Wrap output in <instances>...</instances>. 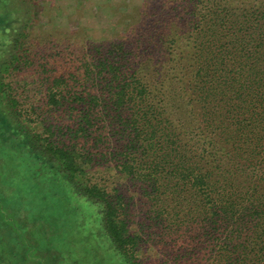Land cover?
<instances>
[{
    "label": "trees",
    "instance_id": "trees-1",
    "mask_svg": "<svg viewBox=\"0 0 264 264\" xmlns=\"http://www.w3.org/2000/svg\"><path fill=\"white\" fill-rule=\"evenodd\" d=\"M35 1L0 0V264H264V0L80 45Z\"/></svg>",
    "mask_w": 264,
    "mask_h": 264
},
{
    "label": "rangeland",
    "instance_id": "rangeland-1",
    "mask_svg": "<svg viewBox=\"0 0 264 264\" xmlns=\"http://www.w3.org/2000/svg\"><path fill=\"white\" fill-rule=\"evenodd\" d=\"M140 3L141 0H36L32 2L33 22L29 27L32 33L50 30L58 35L68 36L77 45L81 44L82 38L91 41L106 40L122 29L121 18ZM116 180L117 177L111 181ZM45 215L49 222L57 214L47 212ZM41 217L43 219V215ZM152 251L155 250L147 249L145 256L153 258ZM154 255L156 256L155 252ZM152 258V263H155Z\"/></svg>",
    "mask_w": 264,
    "mask_h": 264
}]
</instances>
